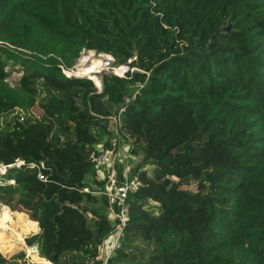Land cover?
Listing matches in <instances>:
<instances>
[{
  "label": "trees",
  "instance_id": "trees-1",
  "mask_svg": "<svg viewBox=\"0 0 264 264\" xmlns=\"http://www.w3.org/2000/svg\"><path fill=\"white\" fill-rule=\"evenodd\" d=\"M85 49L137 69L100 90L62 70ZM120 140L143 184L108 264H264V0H0V203L44 262L103 264L108 200L83 189Z\"/></svg>",
  "mask_w": 264,
  "mask_h": 264
},
{
  "label": "built area",
  "instance_id": "built-area-1",
  "mask_svg": "<svg viewBox=\"0 0 264 264\" xmlns=\"http://www.w3.org/2000/svg\"><path fill=\"white\" fill-rule=\"evenodd\" d=\"M85 53H87V56L84 55ZM90 57L100 60V66L97 67L100 73H113L125 77L130 69L128 65H115V58L111 54L97 53L95 50L86 49L82 52L81 64H89L88 61L84 60ZM81 64L77 63L71 68L65 65H61V67L68 77H86L87 75L80 73L78 68ZM135 69L137 68H131L130 70L133 71ZM123 110L124 108H121L120 113ZM120 113L112 117V126L118 136L121 134L122 127ZM98 150L92 157L95 186H86L83 190L93 194L104 195L108 200V215L113 229L111 235L101 244L100 252L96 257L103 264H108L109 259L121 246L125 227L130 221V203L128 201L130 194L137 192L143 183L139 173L134 171L135 164L131 162L133 155L129 150V145L120 140V146L117 149L114 147L106 148L104 144H100ZM22 164H24V161L18 160L16 162L17 166ZM119 164H121V168ZM30 166L34 167L36 164L31 163ZM38 176L42 181L47 180L41 171ZM96 187H100V189L97 190Z\"/></svg>",
  "mask_w": 264,
  "mask_h": 264
},
{
  "label": "rangeland",
  "instance_id": "rangeland-1",
  "mask_svg": "<svg viewBox=\"0 0 264 264\" xmlns=\"http://www.w3.org/2000/svg\"><path fill=\"white\" fill-rule=\"evenodd\" d=\"M84 55L87 56V53H85ZM80 58L78 59L76 64L77 63L81 64ZM8 68L11 72L7 80L14 86L17 84L18 80L22 76V72L18 71L16 68H13L12 66ZM98 69L99 68H97L95 74L98 75L101 81L103 72L101 73L98 72ZM86 75H87L86 77L91 78L90 75L88 74ZM33 111L36 115L41 114L40 110L34 109ZM133 164L135 163L133 162ZM6 169L7 166L0 163V176L6 172ZM96 189L98 190L100 189V187H96ZM30 219L31 216L27 212L17 211V210L13 211L8 206H5L0 203V251L8 258L20 251H25L26 259L30 263L49 264V261L44 262V260H42L37 250L33 249V247H29L26 244V238L32 235L33 233H36L39 229L38 224L33 229L26 227ZM20 236H22V238Z\"/></svg>",
  "mask_w": 264,
  "mask_h": 264
},
{
  "label": "bare ground",
  "instance_id": "bare-ground-1",
  "mask_svg": "<svg viewBox=\"0 0 264 264\" xmlns=\"http://www.w3.org/2000/svg\"><path fill=\"white\" fill-rule=\"evenodd\" d=\"M84 61H88L89 64H81L78 66L80 73L90 75L91 79H93L100 87L102 86L100 78L95 72L97 71V67L100 66V60L98 58H86Z\"/></svg>",
  "mask_w": 264,
  "mask_h": 264
},
{
  "label": "water",
  "instance_id": "water-1",
  "mask_svg": "<svg viewBox=\"0 0 264 264\" xmlns=\"http://www.w3.org/2000/svg\"><path fill=\"white\" fill-rule=\"evenodd\" d=\"M231 28H232V24L229 23V24L225 27V30H226V31H230ZM94 82H95V81H94ZM95 84H96V86H97L100 90L102 89V86L100 87L96 82H95ZM101 84H102V83H101ZM33 249H35V250L38 251V249H39V243H37V244L33 247Z\"/></svg>",
  "mask_w": 264,
  "mask_h": 264
},
{
  "label": "crops",
  "instance_id": "crops-1",
  "mask_svg": "<svg viewBox=\"0 0 264 264\" xmlns=\"http://www.w3.org/2000/svg\"><path fill=\"white\" fill-rule=\"evenodd\" d=\"M38 224V223H37Z\"/></svg>",
  "mask_w": 264,
  "mask_h": 264
}]
</instances>
